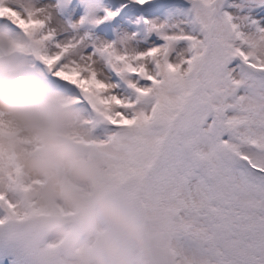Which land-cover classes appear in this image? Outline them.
<instances>
[{"label": "snow or ice", "instance_id": "snow-or-ice-1", "mask_svg": "<svg viewBox=\"0 0 264 264\" xmlns=\"http://www.w3.org/2000/svg\"><path fill=\"white\" fill-rule=\"evenodd\" d=\"M189 4L182 21L149 29L163 44L95 48L115 82L29 0H0V24L74 93L109 184L167 218L193 264H264V25L252 15L264 0Z\"/></svg>", "mask_w": 264, "mask_h": 264}, {"label": "clouds", "instance_id": "clouds-1", "mask_svg": "<svg viewBox=\"0 0 264 264\" xmlns=\"http://www.w3.org/2000/svg\"><path fill=\"white\" fill-rule=\"evenodd\" d=\"M51 8H35L38 18L48 22ZM33 51L0 24V249L22 264H193L167 218L131 206L109 184L74 96Z\"/></svg>", "mask_w": 264, "mask_h": 264}, {"label": "rangeland", "instance_id": "rangeland-1", "mask_svg": "<svg viewBox=\"0 0 264 264\" xmlns=\"http://www.w3.org/2000/svg\"><path fill=\"white\" fill-rule=\"evenodd\" d=\"M59 1L60 0H29L37 9L45 5L52 6L51 12L53 15L49 18L46 26L54 30L57 41H78V51L82 56L93 54L95 48L100 45L113 44L117 47H121V42H124L125 44H131L139 52L145 51L151 46L163 44L164 41L160 38L158 33L149 31V29L153 25H171L178 23L185 18L187 12V10L181 9L182 6H180V8L177 7V0H172L169 3L166 2L168 0H148V3L144 5L138 4L136 0H131L133 3L130 5V15L122 13V15L118 16L113 22V29L106 30L99 25H104V12L101 9L107 13H115L118 10L117 7L102 5L103 8L100 7L98 10V8L93 9V6H86V12H79L72 9L69 14H65L60 8ZM75 1L78 2V0ZM252 15L264 25V19H262V17H264V7L256 8L252 12ZM129 37H131V39H129ZM183 46H185L184 42H180L177 48ZM95 59L98 60V66L105 76H110L113 78L114 82L119 80L115 73L112 74L107 69L104 64L106 61L103 58L99 57L97 54ZM36 63L39 67V62L36 61ZM2 251L0 252V258H4L5 261L9 260L8 258L13 260L7 261L9 264H14L15 260L18 264H22L21 260L14 253L6 250Z\"/></svg>", "mask_w": 264, "mask_h": 264}]
</instances>
